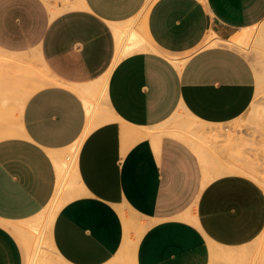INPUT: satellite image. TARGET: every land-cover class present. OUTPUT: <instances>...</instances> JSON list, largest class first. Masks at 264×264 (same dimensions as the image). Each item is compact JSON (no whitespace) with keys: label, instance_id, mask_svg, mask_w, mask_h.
<instances>
[{"label":"crops","instance_id":"obj_1","mask_svg":"<svg viewBox=\"0 0 264 264\" xmlns=\"http://www.w3.org/2000/svg\"><path fill=\"white\" fill-rule=\"evenodd\" d=\"M239 35L264 46V0H0V264H264L252 159L220 145L205 166L163 126L250 108L262 76L228 45ZM105 75L114 120L82 137Z\"/></svg>","mask_w":264,"mask_h":264},{"label":"rangeland","instance_id":"obj_2","mask_svg":"<svg viewBox=\"0 0 264 264\" xmlns=\"http://www.w3.org/2000/svg\"><path fill=\"white\" fill-rule=\"evenodd\" d=\"M260 28L254 29V32H258ZM209 39V38H208ZM211 39L208 44H220L221 42H214ZM231 42H235L236 45L228 44L239 51L243 52L252 62L256 72L262 76L261 91L256 96V102L259 101L260 105L264 104V46H260L255 43L254 37H247L246 35H239L235 38L230 39ZM222 44V43H221ZM178 61H180L178 59ZM106 78L107 75L103 76L104 80L103 86L96 92H91L86 95V98L92 102L94 119L93 122L97 120L105 121L114 120L106 101H105V91H106ZM259 98V99H258ZM98 111V113H97ZM97 117V119H96ZM99 118V119H98ZM96 119V120H95ZM107 119V120H106ZM104 121V120H103ZM102 121V122H103ZM104 121V122H105ZM106 123V122H105ZM102 124V123H100ZM99 124V125H100ZM259 116L254 111V109L249 108L240 118L234 122L225 126H209L200 124L190 118L183 112L175 113L163 126L168 128V130L173 132L183 133L182 139L190 145V147L196 152V154L201 158L202 163L209 166V161L207 159L209 153H213L217 146H226L228 149V156H235L241 159L242 157L248 156L252 159L254 164L252 165V175L253 178L259 180L261 183L264 182V140L261 136L259 129ZM225 127L227 130H225ZM198 130L200 132H198ZM202 132V135L199 133ZM245 135V136H244ZM76 150L70 147V150L66 152L62 157V164L68 168L74 161L73 155H76ZM70 157L71 160L67 161L66 158ZM71 163V164H70ZM62 186L58 184L59 193L55 196V201L64 202L69 197V191L72 189L73 184L68 186L66 181L63 182ZM69 189V190H68ZM62 192H61V191ZM60 191V192H59ZM58 198V199H57ZM55 202L54 211L56 210ZM259 250L262 252L264 249V235L259 240ZM254 264H262L255 259Z\"/></svg>","mask_w":264,"mask_h":264},{"label":"bare ground","instance_id":"obj_3","mask_svg":"<svg viewBox=\"0 0 264 264\" xmlns=\"http://www.w3.org/2000/svg\"><path fill=\"white\" fill-rule=\"evenodd\" d=\"M121 34V33H120ZM137 36V35H136ZM138 39V38H137ZM135 40H136V37L134 36V35H131V37H130V41H131V45H129L128 47H126V49H125V52L124 53H126V52H129L130 50H132L133 49V43L132 42H135ZM235 43V42H234ZM136 45V44H135ZM139 46V45H138ZM134 48H136V47H134ZM138 48V47H137ZM257 82H259V81H257ZM103 83H104V80L101 78L100 80H98L97 82H95V84H94V86L91 88V89H89V90H87V93L86 92H84V103H85V106H86V113H87V118H88V123H87V128H86V130H85V132H84V134H83V136L82 137H84L85 136V134L86 133H88L90 130H92L93 128H95L96 126H98L100 123H105V122H107V121H105V118L101 121V120H98L99 122L97 123V117H96V121L95 122H93V119H94V112H93V105H92V102H90V100H88L87 98H86V94H89V93H91L92 91L93 92H96L97 90H99L102 86H103ZM107 84V83H106ZM259 87V86H258ZM260 88V87H259ZM258 88V89H259ZM258 91V90H257ZM259 93H260V90L257 92V94H256V96L258 97V95H259ZM105 98H106V94H105ZM259 99V98H258ZM256 100V98L254 99V101L252 102V104H251V106H250V108H252V109H254V111L258 114V116H259V123H260V121H261V115H262V112H263V109H264V104L263 105H260V103H259V101H255ZM97 113H98V111H97ZM112 114V113H111ZM99 119V118H98ZM107 120V119H106ZM110 120V118L108 119V121ZM199 132V131H198ZM177 134L178 135H180V136H183V133H179V132H177ZM79 142H80V140H78V141H76L71 147L74 149V150H78V147H79ZM58 163V162H57ZM75 166H76V161H74L68 168H66L65 166H64V164H62V161H59V163L57 164V168H58V183L57 184H61L62 186L64 185V181H66V184L68 185V186H70L71 185V182H72V184H74V182H75V173H76V169H75ZM59 184V185H60ZM61 187V186H60ZM59 187V188H60ZM57 188V191L59 190V188L58 187H56ZM76 189V188H75ZM69 190V189H68ZM61 191V190H60ZM59 191V192H60ZM62 192V191H61ZM55 194L57 195V194H59V193H56L55 192ZM55 197V196H54ZM58 199V198H57ZM55 201V200H54ZM57 201V200H56ZM58 206L60 207L61 206V204H62V202H59V200H58ZM31 264H32V262H31Z\"/></svg>","mask_w":264,"mask_h":264}]
</instances>
